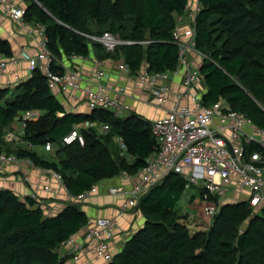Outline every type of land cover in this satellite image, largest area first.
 I'll return each instance as SVG.
<instances>
[{
  "label": "trees",
  "instance_id": "1",
  "mask_svg": "<svg viewBox=\"0 0 264 264\" xmlns=\"http://www.w3.org/2000/svg\"><path fill=\"white\" fill-rule=\"evenodd\" d=\"M196 47L204 55L200 71L211 105L219 99L264 127V0H198ZM188 0H24L26 20L46 28L47 44L57 57L90 52L98 60H123L130 74L144 64L149 71L175 69L178 46L172 42L175 15ZM108 31L135 43L106 52L78 32ZM148 40L147 43H138ZM0 56L12 57L8 39L0 36ZM55 68V66H53ZM0 87V153L27 158L35 166L61 174L67 191L78 196L98 182L141 170L156 147L150 120L135 112L117 117L105 108L67 109L44 74L34 69L15 86ZM38 109L24 139L39 146L53 142L52 158L12 146L4 130L21 111ZM84 143L65 144L61 138L76 124ZM106 125L102 133L99 126ZM122 138L121 150L115 137ZM51 152V151H50ZM185 179L169 173L150 186L138 202L144 222L113 255L109 264H264V209L253 212L246 201L226 202L204 230L191 231L177 208ZM191 200V198H190ZM88 217L77 201L48 215L29 196L0 188V264H63L58 245L85 227Z\"/></svg>",
  "mask_w": 264,
  "mask_h": 264
},
{
  "label": "built area",
  "instance_id": "2",
  "mask_svg": "<svg viewBox=\"0 0 264 264\" xmlns=\"http://www.w3.org/2000/svg\"><path fill=\"white\" fill-rule=\"evenodd\" d=\"M0 5L3 17L16 24L8 31L9 36L23 31L35 41V53L24 55L27 69L30 73L34 69L40 70L51 89L60 92L69 103L70 110L82 105L87 110L109 109L117 117H124L135 112L129 104L132 100L163 112L148 119L157 143L145 166L134 175L126 171L120 173L121 177L132 180L130 187L120 185L108 188L111 194L124 195L118 208L119 215L137 212L143 192L169 173L182 176L186 181L185 189L201 185L200 198L209 201L204 210L211 217L226 202L246 201L253 212L264 209V127L254 123L246 114L234 110L222 98L211 105H206L202 99L206 87L200 71L204 55L196 47L195 19L200 10L198 0H188L184 13L175 15L172 31V42L178 46L175 69L149 71L144 64L132 75L126 63L123 60L119 62L118 70L129 78L132 86L104 84L102 80L107 74L102 68L103 60H95L91 68L84 72L73 60H84L88 56L57 58L48 47L45 26L26 20L23 2L0 0ZM78 33L90 43L100 44L106 52H112L120 45L135 43L108 31ZM7 66L8 59L0 56V76ZM173 77L180 79L177 90L171 87ZM40 114L38 109H27L21 111L15 120L24 132L27 124L37 120ZM95 125L91 121L76 124L61 141L65 144L78 141L83 145L81 129ZM99 130L106 133L108 127L101 125ZM21 137L13 130H6L3 138L6 142L16 143L22 140ZM115 142L121 150L126 149L121 137L116 136ZM53 146L50 141L43 144L47 151L52 150ZM14 160L15 155L0 153V163ZM48 171L41 188L49 197H40L37 192H32L29 197L46 214L52 215L55 213L53 202L58 196V189L67 191V188L59 172ZM53 182L60 187L54 186ZM231 187H236L234 196L228 195ZM95 190L96 184L78 196H72L68 191L67 194L75 201H83ZM238 191L247 193L245 200H239ZM117 225L116 217H88L82 236L72 235L58 245L56 250L63 258V264L68 258L78 261L82 257L103 259L109 263L113 254L108 243L114 237Z\"/></svg>",
  "mask_w": 264,
  "mask_h": 264
},
{
  "label": "crops",
  "instance_id": "3",
  "mask_svg": "<svg viewBox=\"0 0 264 264\" xmlns=\"http://www.w3.org/2000/svg\"><path fill=\"white\" fill-rule=\"evenodd\" d=\"M20 3L24 0H18ZM16 24L9 19L3 17L2 7L0 5V36L5 39H8L13 48V56L6 57L8 59V66L5 72L0 76V87H8L10 89L15 88V86L21 82L26 76H29L30 71L27 69L28 64L24 55H32L36 51L35 41L29 37L25 32H19L13 36H9L8 31L14 27ZM97 60L93 52H90L87 59L76 58L74 61L75 65L79 66L84 72L88 71L94 61ZM72 61V62H73ZM121 60L113 61L111 59L103 60L102 68L106 72L107 77H105L102 82L106 85L113 86L117 84L131 85L129 78L122 75L118 70V65ZM171 81V87L173 90L179 88L178 77H173ZM132 86V85H131ZM139 91V90H138ZM137 91V92H138ZM60 100L65 104L67 109H71L69 103L66 102L63 96H60ZM139 101H129V104L133 110L137 113L138 107L140 106ZM144 104V103H142ZM142 107V106H141ZM148 111L145 114L140 115L144 116L147 119H152L155 116L162 115L163 112L157 110L150 105L144 104L143 106ZM143 108V111H144ZM75 111H85L86 107L82 105L74 108ZM6 130H13L16 133L21 134L22 140L20 142H8L12 146H21L27 149L35 150L39 155H44V153H50V150L47 151L43 148V145L35 146L29 143L24 139V132L21 131L19 124L14 120ZM4 137V135H3ZM4 152V151H2ZM6 153V152H4ZM15 155L13 153H7ZM16 156V155H15ZM48 170L35 166L27 158H18L16 160L9 161L8 163H0V188H7L15 192L21 199L29 196L32 192H37L40 197H49L47 193L41 188V183L44 177L48 174ZM54 186L58 184L53 182ZM132 184L131 179H126L120 176L111 177L105 180H102L96 184V190L88 198L83 201H77L82 204L83 210L86 212L87 217L95 216H112L116 217L118 225L114 234V237L109 241V250L114 255L119 252L125 241L129 238L132 232L141 226L144 222V218L138 209L137 212H125L122 215H119L118 208L121 204L124 195L123 194H113L109 193L108 188L113 186H124L129 188ZM58 196L53 202L55 213H57L65 204L68 202H73L74 200L69 197L66 189L59 188ZM107 192V193H106ZM103 194V195H101ZM194 201V198L193 200ZM190 201V202H192ZM54 213V214H55ZM208 225L205 227V229ZM85 227L79 230L76 234V237H80L84 234ZM65 264H109L103 259H93L88 257H82L78 261H72L70 258L66 261Z\"/></svg>",
  "mask_w": 264,
  "mask_h": 264
},
{
  "label": "rangeland",
  "instance_id": "4",
  "mask_svg": "<svg viewBox=\"0 0 264 264\" xmlns=\"http://www.w3.org/2000/svg\"><path fill=\"white\" fill-rule=\"evenodd\" d=\"M30 76V74H28ZM29 76H26L22 81L26 80ZM19 84V83H18ZM12 94L14 95L17 92V89L13 88ZM140 106L138 107V114L141 112V114H145L148 110L145 109L143 106L144 104L139 103ZM142 106V107H141ZM144 108V111H143ZM50 153H44V155L48 158H52V154H54V151L50 150ZM200 187L201 185L197 186H191L190 188H187L183 191L182 196L177 203V208L183 215V223L187 224L191 231H197V230H204L205 227L210 225L212 222V217L207 215L205 213V206L209 204V201L201 200L200 198ZM235 188L231 187L228 195L234 196L235 195ZM107 193V192H106ZM103 195V194H101ZM113 195V194H112ZM116 196V195H113ZM247 197L246 192H240L238 191V198L239 200H245ZM191 198V200H190ZM194 198V201H192ZM192 201V202H190Z\"/></svg>",
  "mask_w": 264,
  "mask_h": 264
}]
</instances>
